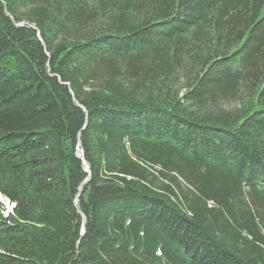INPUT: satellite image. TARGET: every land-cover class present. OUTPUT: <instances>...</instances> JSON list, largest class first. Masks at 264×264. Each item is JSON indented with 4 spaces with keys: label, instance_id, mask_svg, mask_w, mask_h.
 Masks as SVG:
<instances>
[{
    "label": "trees",
    "instance_id": "16d2710c",
    "mask_svg": "<svg viewBox=\"0 0 264 264\" xmlns=\"http://www.w3.org/2000/svg\"><path fill=\"white\" fill-rule=\"evenodd\" d=\"M0 194V264H264V0H0Z\"/></svg>",
    "mask_w": 264,
    "mask_h": 264
},
{
    "label": "water",
    "instance_id": "95a60500",
    "mask_svg": "<svg viewBox=\"0 0 264 264\" xmlns=\"http://www.w3.org/2000/svg\"><path fill=\"white\" fill-rule=\"evenodd\" d=\"M78 156L82 159V163H83L84 169H85V171L87 173V177L83 180V182L78 187V193H77L75 201H74L75 204L77 203L78 197L81 194L82 186H84L90 179V169H89L88 165L85 163V161L83 159V154H82V149L81 148L79 149ZM0 200H1V202H3L2 199H0ZM11 206H13V205L11 204ZM82 230H83V226H82Z\"/></svg>",
    "mask_w": 264,
    "mask_h": 264
},
{
    "label": "rangeland",
    "instance_id": "374dc122",
    "mask_svg": "<svg viewBox=\"0 0 264 264\" xmlns=\"http://www.w3.org/2000/svg\"><path fill=\"white\" fill-rule=\"evenodd\" d=\"M10 205H11V204H10ZM10 205H8L7 207L10 208ZM4 207H5V205H4ZM7 207H6V210L9 211V209H8ZM11 207H12V206H11Z\"/></svg>",
    "mask_w": 264,
    "mask_h": 264
},
{
    "label": "bare ground",
    "instance_id": "6f19581e",
    "mask_svg": "<svg viewBox=\"0 0 264 264\" xmlns=\"http://www.w3.org/2000/svg\"><path fill=\"white\" fill-rule=\"evenodd\" d=\"M19 25V24H18ZM0 199H2L3 200V197L0 195Z\"/></svg>",
    "mask_w": 264,
    "mask_h": 264
}]
</instances>
